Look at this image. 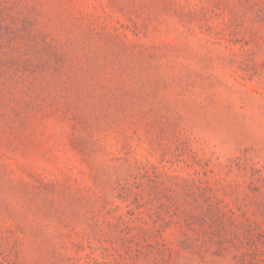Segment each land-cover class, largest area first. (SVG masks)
<instances>
[{
	"label": "rangeland",
	"instance_id": "rangeland-1",
	"mask_svg": "<svg viewBox=\"0 0 264 264\" xmlns=\"http://www.w3.org/2000/svg\"><path fill=\"white\" fill-rule=\"evenodd\" d=\"M0 264H264V0H0Z\"/></svg>",
	"mask_w": 264,
	"mask_h": 264
}]
</instances>
